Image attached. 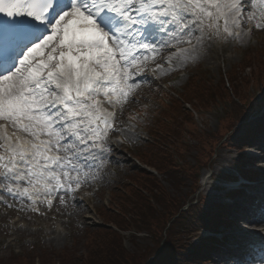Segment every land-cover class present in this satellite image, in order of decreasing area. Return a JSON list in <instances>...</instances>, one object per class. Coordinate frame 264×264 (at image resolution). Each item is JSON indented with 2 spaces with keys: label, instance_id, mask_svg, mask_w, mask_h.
Segmentation results:
<instances>
[{
  "label": "snow or ice",
  "instance_id": "6c2138e0",
  "mask_svg": "<svg viewBox=\"0 0 264 264\" xmlns=\"http://www.w3.org/2000/svg\"><path fill=\"white\" fill-rule=\"evenodd\" d=\"M254 31L264 0H0V202L67 208L136 138L143 85Z\"/></svg>",
  "mask_w": 264,
  "mask_h": 264
},
{
  "label": "trees",
  "instance_id": "16d2710c",
  "mask_svg": "<svg viewBox=\"0 0 264 264\" xmlns=\"http://www.w3.org/2000/svg\"><path fill=\"white\" fill-rule=\"evenodd\" d=\"M263 84L264 45L246 51L217 79L209 72H193L177 96L165 92L159 98L160 107L147 126L150 140L137 149L138 159L159 175L133 168L121 188L110 191L108 208L100 207L101 219L116 229L86 228L84 236H75L62 250L38 244L19 253L11 250L0 264H206L213 248L206 230H217L231 220L223 203L205 207L200 171L214 164L219 148L241 150L260 135V127L248 128L241 136L235 133L264 108V100L252 97V88ZM216 106L225 109V120L213 129L203 121L205 112ZM246 161V155H239L237 170L254 176L256 170ZM80 248L84 250L79 253Z\"/></svg>",
  "mask_w": 264,
  "mask_h": 264
},
{
  "label": "rangeland",
  "instance_id": "374dc122",
  "mask_svg": "<svg viewBox=\"0 0 264 264\" xmlns=\"http://www.w3.org/2000/svg\"><path fill=\"white\" fill-rule=\"evenodd\" d=\"M263 45L264 31H254L251 38L245 44H237L232 41L219 45L214 44L211 49L203 51L196 62L189 63L187 67L161 77L159 81L143 85L135 94L138 103L129 104L127 106L128 111L122 117L123 120L127 121L129 115L138 114L137 120L139 123L132 121L136 125V138L134 140H124L125 144H113V151L109 155L108 162L102 169L98 180L90 185H86L87 187L80 192L75 193L77 199L71 201L67 208L60 205L57 199V203L54 209L50 211L49 216H44L30 212H18L14 208H6L0 202V259L8 256L11 250L19 253L25 249H32L30 245L33 244H38L48 250H62L72 245L75 236H84L86 228H95L102 224L97 211H99L103 204L107 205L110 201V190L121 188L124 178L132 172V168L135 167L132 156L135 155L136 148L149 141L150 136L145 130L147 127L146 122L152 118V113L158 108V99L162 89L165 91L170 90L169 92L172 90L181 92L189 76L197 71L209 72L212 77L217 79L221 71H228L232 65L241 61L246 51L251 48H260ZM150 79L152 78L150 77ZM252 89V97L263 101L264 84L259 89L257 87H253ZM224 111L223 106H216L212 110L205 112L206 121H203L204 125L207 124L213 129L220 128L221 123L225 120ZM262 124H264V112L249 119L237 131L236 135H244L248 128L251 129L254 126H260ZM112 139L114 142L118 141L116 135ZM253 143L255 147L253 149H247L244 153L258 151L261 154L259 150H262L260 148L261 145L264 146V134L257 136L252 141ZM254 148L257 149L255 150ZM237 156L238 153L233 149H218L214 164L210 168H202L200 171L201 194L206 197L205 207H214L219 202H234L230 206V210L233 211V209L237 208L240 209V212L236 214L232 212L230 218L233 219L237 226L245 228V226L250 225L255 219L254 216L258 212L255 211L257 210L255 207L257 204L249 207V201H243V197L239 199V202L237 201L238 203L235 202L237 198L232 200L228 199L227 193L230 191V188L220 190L223 180L221 179V182H216L215 180L224 177L223 175L228 173L237 175L234 167ZM251 163H254V167L260 170L264 176V160L254 158L253 161L251 160ZM262 179L264 178L262 177L260 180ZM165 184L169 186L167 183ZM85 189L88 190L85 191ZM1 195H5L7 198V194L3 193ZM66 199L68 198L66 197ZM9 202L12 201L9 200ZM72 204H75V207H72ZM246 205L250 208V214ZM16 207L18 208L19 204ZM29 216L31 219L28 218ZM242 217L249 218L250 221L247 223ZM20 225H24V227L21 228ZM239 236L241 235H237V237ZM125 245L130 250L133 249L128 241ZM83 250V248H80L79 253ZM214 251L215 249L211 250V254H214ZM236 256L242 257L243 259H227L229 261L224 259L223 262L210 261L209 263L248 264L246 259H244L245 257L240 254H236Z\"/></svg>",
  "mask_w": 264,
  "mask_h": 264
},
{
  "label": "bare ground",
  "instance_id": "6f19581e",
  "mask_svg": "<svg viewBox=\"0 0 264 264\" xmlns=\"http://www.w3.org/2000/svg\"><path fill=\"white\" fill-rule=\"evenodd\" d=\"M27 201H25V203H26ZM44 216H49L48 214H46V215H44ZM46 222V221H45ZM263 234V233H262ZM258 237H260V235L258 236Z\"/></svg>",
  "mask_w": 264,
  "mask_h": 264
}]
</instances>
